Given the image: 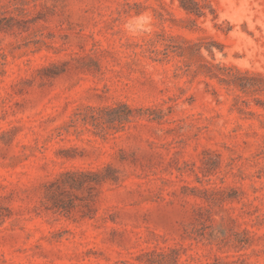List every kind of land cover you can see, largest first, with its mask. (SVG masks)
Returning <instances> with one entry per match:
<instances>
[{
  "label": "rangeland",
  "instance_id": "rangeland-1",
  "mask_svg": "<svg viewBox=\"0 0 264 264\" xmlns=\"http://www.w3.org/2000/svg\"><path fill=\"white\" fill-rule=\"evenodd\" d=\"M0 264H264V0H0Z\"/></svg>",
  "mask_w": 264,
  "mask_h": 264
},
{
  "label": "trees",
  "instance_id": "trees-1",
  "mask_svg": "<svg viewBox=\"0 0 264 264\" xmlns=\"http://www.w3.org/2000/svg\"><path fill=\"white\" fill-rule=\"evenodd\" d=\"M185 8L187 10H191V7H186L185 6ZM9 21H10V18L5 19V24L8 23ZM124 106L127 109L126 117H128V115H130V113H131L130 112L131 110H130V108L127 105H124ZM113 108H108V110L111 111V110H113ZM69 176H71L72 178H71L70 181H67V183H69V184H77V183H79V180H77L76 178H74L75 175L73 173H69Z\"/></svg>",
  "mask_w": 264,
  "mask_h": 264
}]
</instances>
